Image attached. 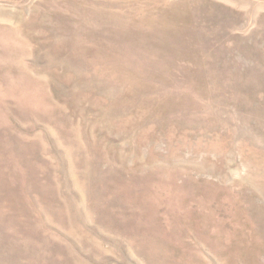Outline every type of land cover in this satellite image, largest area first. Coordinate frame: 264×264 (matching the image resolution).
Instances as JSON below:
<instances>
[{"label":"rangeland","instance_id":"obj_1","mask_svg":"<svg viewBox=\"0 0 264 264\" xmlns=\"http://www.w3.org/2000/svg\"><path fill=\"white\" fill-rule=\"evenodd\" d=\"M0 264H264V0H0Z\"/></svg>","mask_w":264,"mask_h":264}]
</instances>
